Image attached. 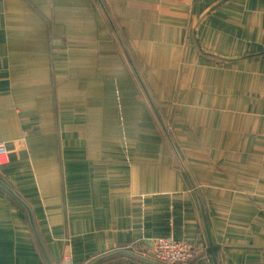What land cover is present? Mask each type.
Segmentation results:
<instances>
[{"label":"crops","instance_id":"crops-1","mask_svg":"<svg viewBox=\"0 0 264 264\" xmlns=\"http://www.w3.org/2000/svg\"><path fill=\"white\" fill-rule=\"evenodd\" d=\"M20 137L0 264H47L30 216L51 264H161L163 237L264 264V0H0V142Z\"/></svg>","mask_w":264,"mask_h":264},{"label":"built area","instance_id":"built-area-1","mask_svg":"<svg viewBox=\"0 0 264 264\" xmlns=\"http://www.w3.org/2000/svg\"><path fill=\"white\" fill-rule=\"evenodd\" d=\"M26 153L24 140L0 142V167ZM195 249L190 243L171 237L158 238L152 245L153 257L161 264H186L195 257ZM55 264H72V261L69 255H65Z\"/></svg>","mask_w":264,"mask_h":264},{"label":"trees","instance_id":"trees-1","mask_svg":"<svg viewBox=\"0 0 264 264\" xmlns=\"http://www.w3.org/2000/svg\"><path fill=\"white\" fill-rule=\"evenodd\" d=\"M23 205H24V208L28 210V208L25 206V204H23ZM28 212H29V210H28ZM30 218H31V216L29 217V226H30L31 231H32V236L35 237L36 244H37V247L39 249L38 252L40 251V254H41L43 260L47 264H51L50 261L48 260L47 256L45 255L43 247H42V245H41V243L39 241V238H38V236L36 234V231H35V228H34V225H33V220H32V218L31 219ZM195 255H196V249H195Z\"/></svg>","mask_w":264,"mask_h":264},{"label":"rangeland","instance_id":"rangeland-1","mask_svg":"<svg viewBox=\"0 0 264 264\" xmlns=\"http://www.w3.org/2000/svg\"><path fill=\"white\" fill-rule=\"evenodd\" d=\"M198 22H200V21H196V23H198ZM189 25H194V22L191 20V21H189ZM191 29H192V27H191ZM208 58V57H207ZM211 59H212V56H211ZM167 127H169V125H167ZM162 137V139H163V136H161ZM15 140H24L25 141V138L24 137H20V138H18V139H13V140H11V141H8V142H12V141H15ZM165 141L167 142V139H165ZM27 154V153H26ZM26 154H24V155H26ZM24 155H22V156H24ZM21 156V157H22ZM3 189H5V187H2Z\"/></svg>","mask_w":264,"mask_h":264},{"label":"water","instance_id":"water-1","mask_svg":"<svg viewBox=\"0 0 264 264\" xmlns=\"http://www.w3.org/2000/svg\"><path fill=\"white\" fill-rule=\"evenodd\" d=\"M22 204V203H21ZM24 206V205H23Z\"/></svg>","mask_w":264,"mask_h":264}]
</instances>
